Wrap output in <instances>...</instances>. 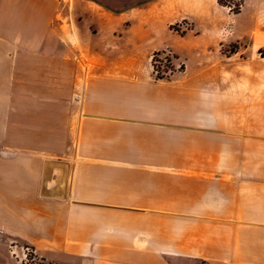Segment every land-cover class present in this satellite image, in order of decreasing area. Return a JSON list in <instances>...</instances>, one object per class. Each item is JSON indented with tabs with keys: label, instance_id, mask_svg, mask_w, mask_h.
I'll return each mask as SVG.
<instances>
[{
	"label": "crops",
	"instance_id": "obj_1",
	"mask_svg": "<svg viewBox=\"0 0 264 264\" xmlns=\"http://www.w3.org/2000/svg\"><path fill=\"white\" fill-rule=\"evenodd\" d=\"M173 8L193 23L180 38L194 50L220 44L215 35L264 47V0H244L238 13L217 0H147L116 11L105 0H0L7 241L69 264H264V188L253 195L238 158L219 154L235 136L220 135L195 99L199 80L140 74L146 54L170 47ZM62 61L83 79L79 117L70 101L63 142L45 123L55 106L20 108L22 97L7 92L15 68ZM84 64L99 72H82ZM20 114L31 117L21 123L29 134L14 139Z\"/></svg>",
	"mask_w": 264,
	"mask_h": 264
},
{
	"label": "rangeland",
	"instance_id": "obj_2",
	"mask_svg": "<svg viewBox=\"0 0 264 264\" xmlns=\"http://www.w3.org/2000/svg\"><path fill=\"white\" fill-rule=\"evenodd\" d=\"M145 1L147 0H105V4L116 11L122 5L133 6ZM229 1L232 4L240 2V0ZM172 12L174 20L165 30L168 35L170 34V47L146 54L147 67L140 68V74L166 79L192 76L199 80L197 85L200 90L195 99L199 102L203 101L206 110H210L206 116L210 117V121L220 125L222 129L220 135L235 136L229 146V140L221 141L219 154L235 155L238 158L236 164L238 178L247 179L244 184L253 189L254 195L257 188H264V47L258 50L249 49V39L246 36L238 38V41H229L227 38L215 35L217 39L222 40L220 44L194 50L190 44L183 43L180 38L187 31L194 30L193 23L187 19L181 20L180 10L173 8ZM208 38L211 42V37ZM205 44L207 45L208 42L206 41ZM35 62L26 61L29 64ZM58 64L57 67L15 68L14 83L7 92L22 97L21 100L20 98L14 100L20 108L30 107L31 104L39 109L50 107L52 111V107L55 106L54 111L58 115L45 118V123L48 125L44 124L51 128V132L53 126L55 129L59 127V136L63 142L68 137L70 105H76L79 117L83 79L80 75L75 76L72 63L62 61ZM85 64L80 68L82 72L88 74L99 72L93 66ZM146 71L149 73H145ZM52 93H55L57 99L53 100ZM32 95H37L38 98H32L34 97ZM29 118L31 117L27 114L14 117V120L20 122V125L15 126L17 128L13 130L14 139L28 138L29 133L27 130L22 131L21 123L25 120L27 124ZM211 150L216 151V149ZM253 199H258V196H253ZM1 233L0 231V264L8 261H11V264H69L40 257L30 245L16 239L11 241L8 239V242L6 236ZM173 262L177 264L176 261ZM182 264L206 263L183 261Z\"/></svg>",
	"mask_w": 264,
	"mask_h": 264
},
{
	"label": "trees",
	"instance_id": "obj_3",
	"mask_svg": "<svg viewBox=\"0 0 264 264\" xmlns=\"http://www.w3.org/2000/svg\"><path fill=\"white\" fill-rule=\"evenodd\" d=\"M244 0H240L239 3L232 4L229 0H217L218 4L228 7L230 12L238 13ZM34 254V253H33ZM35 255H33L34 257ZM43 260V259H42Z\"/></svg>",
	"mask_w": 264,
	"mask_h": 264
}]
</instances>
